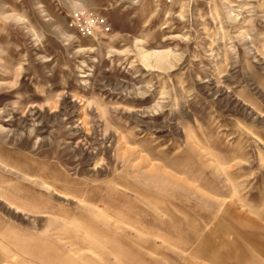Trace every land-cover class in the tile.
I'll return each mask as SVG.
<instances>
[{
    "label": "rangeland",
    "instance_id": "374dc122",
    "mask_svg": "<svg viewBox=\"0 0 264 264\" xmlns=\"http://www.w3.org/2000/svg\"><path fill=\"white\" fill-rule=\"evenodd\" d=\"M242 250L264 264V0H0V264Z\"/></svg>",
    "mask_w": 264,
    "mask_h": 264
},
{
    "label": "crops",
    "instance_id": "0c3cea01",
    "mask_svg": "<svg viewBox=\"0 0 264 264\" xmlns=\"http://www.w3.org/2000/svg\"><path fill=\"white\" fill-rule=\"evenodd\" d=\"M227 247L229 245L227 244ZM214 251L209 254V257L205 258L206 261L211 262V264H254L251 255L248 253H244L242 250L239 255L236 257L233 255L231 251H224L223 253H213ZM196 257L198 256L197 253H194ZM194 256V255H193ZM231 256H234L233 258ZM229 258V259H228ZM191 259H185L184 262L188 264H194L195 262H191Z\"/></svg>",
    "mask_w": 264,
    "mask_h": 264
},
{
    "label": "built area",
    "instance_id": "2783aa9c",
    "mask_svg": "<svg viewBox=\"0 0 264 264\" xmlns=\"http://www.w3.org/2000/svg\"><path fill=\"white\" fill-rule=\"evenodd\" d=\"M166 1H167V2H171V0H166ZM84 20H85V22L87 23V26H89V24H90L89 21L94 23V21H92L91 19H89V18H87V17L84 18ZM102 26H103V25H102ZM87 28H90V30H92L93 27H92V25H90V26L87 27ZM103 28H104V27H103ZM90 30L87 29V31H88L89 33H91ZM104 30H105V31H106V30L108 31L107 28H104Z\"/></svg>",
    "mask_w": 264,
    "mask_h": 264
}]
</instances>
